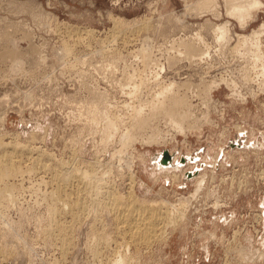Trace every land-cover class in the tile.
Instances as JSON below:
<instances>
[{"label": "rangeland", "instance_id": "374dc122", "mask_svg": "<svg viewBox=\"0 0 264 264\" xmlns=\"http://www.w3.org/2000/svg\"><path fill=\"white\" fill-rule=\"evenodd\" d=\"M210 1L0 0V22L4 28L7 29L8 24L13 29L15 24L20 25L12 33L17 40V48L28 50L27 40L22 38L19 41L23 28L31 33L33 44L40 45L41 54L44 53L43 58L46 57L45 62H40L38 58L37 63L36 60L31 62L32 59L23 61L15 67L13 74L7 72L8 67L0 61V142L24 145L31 149V153L34 150V156H39L37 163L27 160L28 154H18L14 160L19 161L20 158L21 164L16 162L18 174L13 178L6 179L1 176L3 172H0V182L12 185L11 197L16 200L4 199L0 202V264H115L117 256L122 253H129V264H264V89H259L260 85L256 87L253 82L254 63L249 53L251 47L248 41L244 38L237 39V36L249 37L252 32L261 30L260 36L264 43V0H259L263 5L258 7L243 27L235 17H228L229 14L224 13L226 10L222 6V0ZM213 4L219 12L217 16L212 14L213 10L209 7ZM21 6L25 7V13L14 14ZM114 19L120 21L117 26ZM143 20L145 23L148 21L143 27L145 32L134 25L138 24L139 27V22ZM224 22H228L230 32L233 33L232 38L230 37L231 48L226 50L224 56L219 55L217 50L218 55L216 53L212 60L208 59L212 61L210 68L191 65L184 58L176 61L173 68H169L166 63L167 68L162 69L167 80L189 78L193 86H202L203 79L219 82L220 78L226 77L228 80L238 81L241 93L249 92L250 89L258 91V97L247 98V103L228 101L224 97L229 93L226 88L214 92V99L219 102L217 109L215 106L211 108L213 112L210 118L214 121V126L204 124L200 137L190 133L184 139L181 134L174 142V147L170 146L172 144L162 147L146 146L139 141L128 144L125 141L127 138L123 136V141L119 136L107 140L103 137L101 124L95 126L91 122L93 109L88 108L87 111L85 105L78 107L80 99V104L83 105L90 96L85 88L87 78L92 75L91 72H98L94 76L99 80L94 81V86L99 91L107 90L112 96L107 104L114 103L112 107L114 106L116 114H126L127 117L122 116L125 120L122 122L127 120L128 124V114L131 113L129 110L133 104L123 93L120 83L124 79V63L127 61L128 65L136 64V50L139 47L150 49L152 56L160 58L163 55L162 59L166 54L164 48L173 42L172 39L190 40L200 30V33H204V40L211 43L215 40L212 27ZM127 40L129 44L126 43ZM25 54V58H28V53ZM109 65L115 66L114 69ZM87 69L90 70L86 72ZM81 71L89 74L85 76ZM103 74L107 78L102 76L101 80L99 75ZM149 77L151 79L150 74ZM126 102L131 103L130 108L126 109L129 105ZM136 103L137 100L134 101ZM97 104L96 108L102 110L106 101L102 100ZM196 108L195 113H199L198 117H201L204 105ZM163 119L160 117L159 122L155 120L152 128L137 131L139 139L149 133L170 136L171 132L167 133L172 129L169 126L170 120ZM236 124L245 128L243 134L246 140L243 138L244 145L230 147L227 140L236 137H233V126ZM223 130L229 134L225 140L219 137ZM121 131L125 129L121 127L120 136ZM250 141H253L252 146L255 147L245 146ZM121 147L125 148L123 154L117 153V149ZM133 147L137 150L134 153ZM163 148H171L178 154L196 153L199 157L198 166L200 163L205 166L190 180H186L184 175L196 166L195 163L186 164L178 170V175L183 174L176 182L159 172H156L158 175L155 178L150 175L155 165L149 159ZM138 152L146 153V162L142 163L137 159ZM130 156L133 161H126ZM214 158L219 159L214 162ZM215 163L216 167L212 165ZM40 164L48 165L44 169ZM82 172L96 180L98 193L91 191L84 194V185L80 180L76 181ZM201 173L206 178L203 186L205 194L189 204L190 218H187V212L175 227L160 222L159 226L156 225V232L163 228V238L159 237L156 241L153 239L154 242L151 241L149 246H129L128 237L117 231V223L107 209L108 206H105V202L111 201L112 197L128 195L131 183L129 177L133 179L131 192L134 197L127 200L133 205L153 202L149 205L150 208L151 205L160 206L163 211L169 203L177 202L181 195L190 196L194 181ZM209 176L216 178L211 179ZM54 178L55 182L52 181ZM61 178H68L72 183L67 185L65 191L52 196L49 191L55 190L57 184L62 186L57 180ZM212 190L214 194L211 196ZM67 192L71 194L72 200L80 195L72 204L83 201V208L78 203L81 210H66L61 201L64 199L63 194ZM134 199L137 202L133 203ZM214 200L221 204L220 208L218 206L213 209L211 204L215 203ZM154 201L167 203L156 205ZM50 206H53V210H50ZM55 223L70 226V232L58 234L53 225ZM105 238L106 243L101 242ZM61 241L66 243L63 250L59 245Z\"/></svg>", "mask_w": 264, "mask_h": 264}, {"label": "bare ground", "instance_id": "6f19581e", "mask_svg": "<svg viewBox=\"0 0 264 264\" xmlns=\"http://www.w3.org/2000/svg\"><path fill=\"white\" fill-rule=\"evenodd\" d=\"M222 1H223L222 6L223 7L225 6V10H226L224 13L229 14V16L227 15L228 17H230V16L235 17L236 20H238L237 22L240 24L241 27H243L244 24L249 19L252 18V15H254V12L256 10H258V7L262 4L261 2H259V0H222ZM207 7H208V5H207ZM209 7L211 8V10H213L212 14L214 16L215 15L217 16L219 14L218 10L215 9L216 6H214V4H213V6L209 5ZM210 8L208 9L209 11H210ZM5 10H7V9H4V11ZM208 10H207V12H208ZM25 11H26L25 7L21 6V7L17 8L16 12H13V13L16 15H19L20 13H22V14H23V12L25 13ZM13 13H11V14H13ZM108 15H110V14H108ZM113 21H114V24L116 26L120 22L119 19H114ZM148 21H149V19H148ZM148 21L146 20L147 23H148ZM147 23H145V20H143L142 22H139V24H140L139 27L137 26L138 24H134V25H136V27L139 29L142 28V30L145 32L143 27ZM224 23H222L221 25H214V27H212L213 29L211 32H213V34H214L213 36H214L215 40H213L211 43H207V40H204V38H203L204 33L203 34L200 33L201 32L200 30H198L199 32L195 31L196 33H198L197 36L195 35V38H190V40H188L189 39L188 38V39H186L187 41L183 40L181 38L180 39L178 38L179 40H176V39L173 40L172 39L173 42H170L168 44V46L165 47L166 50L164 48V51H166V54L164 55V57L162 59H161V57L163 55L160 56V58L157 56H156L157 58L152 56L153 52H151L150 49H145V48H140V47H139V49L136 48L137 49L135 52V57L137 58V59L135 58L136 64L128 65L127 61H126V63H124L125 64V68L123 71V73H124L123 78L124 79L120 83L121 84L120 86H122V89H124L123 93H125V95L130 98L129 101L132 100L131 103L133 104V105H131V103L126 102L127 104L129 103V105H128V107H126V109L131 107L129 110L131 113L128 114L129 115L128 116V119H129L128 124H126L127 120L125 123L122 122L124 120L122 116H124V115L126 116V114L120 116L119 113L116 114V112L113 111L114 106L112 107V104H114V103L111 104L110 98L112 96H110L109 93L106 92L107 90L103 89L102 91H99L97 89V87L94 86V85H96V83L94 81L97 82L99 80V79L97 80V78H95V76H94L95 74H98V72L94 74L93 72L89 71V72H91L92 75H89V77L87 78V80H86L87 83L85 85V88H86V92L88 91V94H90V96L89 97L86 96V97H88L87 98L88 100L85 101V99H84L85 102H83V105H82V103L80 104V101H81V99H80V101L78 103L79 104L78 107H80V105H81V107H84V105H85L87 108V111H88V108L93 109V112L90 115L91 116V118H90L91 122H93L95 126L101 124L103 137H104V139H107V140L110 137L117 138L118 136L119 137L123 136L124 138H127V139L125 140L122 137V140L121 139L120 140L121 141L125 140L126 142H128V144L135 142V141L136 142L139 141L141 144H145L146 146L147 145H150V146L156 145L158 147H162V146H167V144L168 145L172 144L170 146L174 147L175 146L174 142L177 140V137L181 134L184 136V139L186 137H188L190 135V133L197 134L200 137L201 133H203L204 124H208L210 127L214 126V124H213L214 121L210 118V114H212V112H213L211 108L213 106H215V109H217V103H219L214 99V92H216L218 89L220 90L221 88L222 89L226 88V90H228L230 94L228 93L224 97L228 98V101H230V102L235 101L237 103L241 102V101L243 103V101H246V103H247V98L251 97L254 99V98L258 97V95H257L258 91L250 89L249 92L241 93L239 91V89L241 87L237 83L238 81L236 82V79L235 80H233V79L228 80V79H226V77L220 78L221 81H219V82L218 81L216 82L215 80L214 81H207V80L204 81V79H203V81H202L203 85L202 86H200L199 84L198 85L196 84L193 86V82L189 78L188 79H182V80L180 79L179 81H176L174 78L171 80L170 79L167 80L168 77L166 74L162 73V69L167 68L166 63H168L169 68H171V67L173 68L174 63H176V61H182V60H184V58L187 59V62H189L191 65H193V64L194 65L195 64L200 65V66L205 65V66H207V69L210 68L212 61H210L208 59L212 60V57H214L216 55V53L218 55V52H219V55L224 56L225 53L227 52L226 50H229L231 48L230 39L232 38L231 35L233 33L230 32V29L228 27L229 24H227L228 22H224ZM130 26H132V25H130ZM147 26H149V25H147ZM5 27H6V25H5ZM18 27H20V25L15 24L14 29L15 28L17 29ZM260 28H262V27H260ZM10 29H13V28L9 24H8V28L6 29V28H4L3 24H1V22H0V61L3 62L5 67H8L7 72L13 74V71H15V67L17 65L23 63V61L28 62V61H30L29 59H32L31 62H34L36 60L35 61L36 63H37V58H38V60L40 59V62H43V60L45 62L46 57L43 58L44 53L41 54L42 49H41V47H39L40 45L37 46L36 44H33L31 33H28L23 28H21L22 31L20 33L22 36L20 35L21 38L19 37V41L22 38L27 40L28 50L26 49L27 50L26 51V50H21L20 48H17V46H16V45H18V44H16L17 40L12 35L13 31H15V30L13 29L11 32H9ZM208 30H209V28H208ZM260 33H262L261 30L259 32L254 31V32H252V34L249 37L237 36V39L239 40V38H244V40L246 39L245 41H248V43L251 47V50L249 53L251 55V60H253V63H254V66L252 68V70H253L252 74L254 75L253 76V82H255L256 87H258V85H260L259 89H264V43L261 40L262 36H260ZM32 34H33V32H32ZM116 38H117V36H116ZM116 38H114V39H116ZM125 39H126V36H125ZM127 39H128V37H127ZM129 41H131V40H129ZM124 42L125 41H123V44L126 45L128 40L126 41V43H124ZM127 44H129V42ZM156 46H157V44H156ZM144 47H147V45ZM217 47H218V49H217ZM42 48H43V46H42ZM217 50H218V52H217ZM154 51H155V49H154ZM25 53H28V55H27L28 58H25V56H24V55H26ZM170 60H172V61H170ZM81 62H82V60H81ZM82 64L84 65L83 62H82ZM115 65H117V63ZM187 65H189V64H187ZM111 66H113V65H111ZM114 67L115 66H113L111 69H114ZM59 68L61 69V67H59ZM116 68H118V67H116ZM225 68H226V65H225ZM231 68H233V67H231ZM91 69H93V68H91ZM107 69H108V67H107ZM29 70H31V69H29ZM88 70H90V69H87L86 72ZM95 70L96 69L94 68V72H95ZM147 70H149V71H147ZM101 71H100V73H103ZM103 71H105V67H104ZM64 72H66V71H64ZM84 72L85 71H81L82 74H85ZM205 72H203V73H205ZM231 72H232V70L230 71V73ZM76 73H77V71H76ZM33 74H34V72H33ZM87 74H89V73H86L85 76H87ZM149 74L151 75V79L149 77ZM9 75H8V77H9ZM105 75L104 74L99 75V77L101 76L100 77L101 80H103L102 76H105ZM110 75H112V74H110ZM44 76H47V75H44ZM228 76H229V74H228ZM105 77L107 78V76H105ZM231 77H232V75H231ZM220 79H218V80H220ZM229 79H231V78H229ZM0 80H1V78H0ZM43 80L45 81L44 78H43ZM150 81L152 82V84H150L151 83ZM166 81H168V82H166ZM257 81H258V83H257ZM220 84H222V85H220ZM152 86H153V88H151ZM156 87H158V88L155 89ZM125 88H126V90H125ZM48 90L50 91L49 88H48ZM151 90H153V91H151ZM57 92H58V90H57ZM263 93H264V91H263ZM102 100L106 101V104L102 107V110H100V109H98L99 107L96 108V106L98 105L97 103L102 102ZM107 100H110L109 104H107V102H108ZM135 100H137L136 104H134ZM97 101H99V102H97ZM195 102H197L196 105L194 104ZM250 102H252V101H250ZM198 105L199 106L204 105V109H202V111H201V117H198L199 113L198 114L195 113L196 112L195 108ZM222 105H224V104H222ZM233 105H234V103H233ZM260 105H261V103H260ZM242 106L244 107L245 104ZM246 106H247V104H246ZM97 110H100V111H97ZM124 113H125V111H124ZM220 114H221V112H220ZM160 117L164 118L165 120H170L169 126L172 127V129L167 131V133L171 132L170 136L167 134L158 135V134H154V133H149L147 136H145L143 138L140 137L141 139H139V136H137L139 132L137 134H136V132L137 131L141 132V130H146V128H152L154 125L153 122H155V120L158 121V119H160ZM218 117H220V116H218ZM166 123H169V121ZM81 126H83V124ZM85 126H87V125H85ZM95 126H94V129H96ZM89 127H91V126H89ZM121 127L123 129H125L126 132L123 131V132H125V133H123L121 131V136H120ZM97 128H99V127H97ZM166 128H167V126H166ZM244 129L245 128H242V126H240L239 124L237 126H233V131L235 133L233 135V137H235V136L236 137L234 139L230 138L227 140V143H229L230 147L244 145L243 141L246 140V136H244V134H243ZM172 130L174 133H172ZM96 131H97V129H96ZM156 131H158V130H156ZM142 132H144V131H142ZM153 132H154V129H153ZM141 134H140V136H141ZM228 136H229V134L226 133V130H223L219 134V137L221 140L227 139ZM243 138L245 140H243ZM233 141H236V142H233ZM238 142H240V144ZM247 145L249 147H251L253 145V141H250V143L246 144L245 146H247ZM184 146H186V145H184ZM252 147H255V146H252ZM132 149L134 150L133 153L137 151V150H135L134 147ZM168 149H170V150L163 148V149H161V152L157 151V153L150 156V159H149L150 162L153 165H155V167H153L154 171L152 173H150L151 176L156 178V176L158 175V173H156V172H159L165 176H168V178H170L171 180L176 182L179 179V177L181 178V176L183 174L182 173L181 175L180 174L178 175L176 172L178 170H181L183 168V166H185L186 164L195 163L196 166L193 167L190 171H188L184 175V178L186 180H190L191 178L194 177L195 174H197L199 172L200 169L203 168V166H205V164H203V163H200V165L198 166L199 157L196 153H194V155L178 154L177 151L172 150L171 148H168ZM117 150H118L117 153L122 152V154H123V151H125V148L121 147ZM186 150H187V148H186ZM256 152H254V153H256ZM0 153H3V155H0V169H1L0 172H3V174H1V176L2 177L5 176L6 179H8L10 177L13 178L18 174V170H17L18 164L16 163L18 160H16V159L14 160V158H16L18 154H19V156H21V154L22 155L28 154L29 157H27V160H30V161H34V162L38 163V160H39L38 155L37 156L33 155V154H35L34 150H33V153H31V149L25 148L24 145H21L18 143L15 144L12 142H6V143L3 141L0 142ZM137 154H139V155H137L138 156L137 159L140 160V162H142V163L146 162L145 161L146 160L145 159L146 153H139L138 152ZM115 155H117V154H115ZM124 155H125V152H124ZM124 155L122 157H124ZM123 159L124 158H122V160ZM128 159H130V160H128ZM218 159H215L214 162H217ZM127 160L129 162L133 161L131 156L129 158H127L126 161ZM120 161H121V159H120ZM18 162L21 164L20 158H19ZM47 165L48 164H43V166H44L43 167L42 164H40V166L44 169H45V167L47 168ZM212 165L214 167H216V163L212 164ZM210 172L213 173V171H210ZM200 176L205 177L204 174H202V173ZM129 178L131 180V183H129L130 186L128 187V192H127L128 195L126 197H122V196L112 197V198H110L111 201L105 202V206H108L107 209L110 210V212L113 216L114 222L117 223V231L120 232V234L123 233V235L125 237H128L129 242H127V243H129V246H133V248H136V246L138 244H144L145 246H149L153 239H154V241H156L159 237L163 238L164 237L163 235L165 233V232H163L164 229L160 228L161 229V230L159 229L160 234H158L159 231L156 232V227H157L156 225L160 224V222H161V223H164L165 225L169 224V227L170 226L175 227L178 224V220L183 218L187 214V212H188L187 218L189 217V204L192 201H194L196 198H198V196H199V192L195 191L194 186H193V189H192V192L190 193L191 194L190 196H187V195H186L187 197L184 195H182L180 197L178 196L179 198H177V200H176L177 202L172 203V204L169 203V205L167 207H165L166 210H163V211L161 210L162 207H160V206L155 207L154 205H151V208H150L149 205L153 202H149V203L147 202V205L145 204V202H139L138 205H135V204L133 205L131 202H129V200H127L129 198L134 197L132 192H131V190L133 189V184H134L133 179L131 177H129ZM6 179H4V180H6ZM55 180L56 179L54 178L52 181L55 182ZM57 180L60 183H62V186L59 187V184H57V188L55 190L53 189V190L49 191L50 192L49 194H51L52 196H56L58 193L65 191L67 185L72 183L70 181V179H68V178H61V179H57ZM78 180H80V182H82V185H84L83 187H85V189H84L82 186H80L84 189L83 190L84 194L89 193L91 191L94 193H98L99 188H96V180L93 179L92 176L89 177V174L82 172L80 175H78V178L76 179V181H78ZM62 181H64V182H62ZM195 183H196V179L194 181V184ZM11 187H12V185L7 183V182H4V181L0 182V202L4 201V199H9L10 201L16 202V200L13 197H11V190H10ZM212 192H213V190H212ZM63 196H64V199L61 202L64 204V207H66V210L68 209L69 211H76L78 209V211H79V210H81V209H79L80 207L81 208L84 207L83 201L78 202L80 207H78L79 206L78 203L73 202L74 205L72 204V201L76 200L80 195L79 196L77 195L78 197L74 198L73 200L71 198V194L68 192L64 193ZM134 202H137V201L134 199L133 203ZM158 202L159 203L155 202L156 205L167 203L165 201H163V202L158 201ZM214 202H215V200H214ZM211 205L213 206V209H217L218 206H219V208L221 207V204L218 201H216L214 204H211ZM105 206H104V208H105ZM50 210H53V206H50ZM53 225L55 226V230H57L58 234L60 232H62V234L66 233V232L67 233L70 232V230H69L71 228L70 226L61 225L59 223H55ZM162 226H163V224H162ZM157 230H158V228H157ZM106 241H107V238H105V240H102L101 242L106 243ZM154 241H152V242H154ZM64 243L65 242L61 241V243L59 244L61 246L62 250L64 249ZM128 254L126 253V255H123V253H122L121 255L117 256L115 264H129L130 255H128Z\"/></svg>", "mask_w": 264, "mask_h": 264}, {"label": "crops", "instance_id": "0c3cea01", "mask_svg": "<svg viewBox=\"0 0 264 264\" xmlns=\"http://www.w3.org/2000/svg\"><path fill=\"white\" fill-rule=\"evenodd\" d=\"M238 124H236V125H234V126H237ZM211 173V172H210ZM209 178H211V179H215L214 177H212V176H209ZM205 179V180H204ZM206 181V178L205 177H203V176H199V178L196 180V183L193 185L194 186V190L195 191H198L199 192V196L198 197H200V196H202L203 194H205L204 193V191H203V186H204V184L206 183L205 182ZM193 190V191H194ZM214 194V192H212L210 195L212 196ZM182 196V195H181ZM187 197V196H186ZM176 203V202H175Z\"/></svg>", "mask_w": 264, "mask_h": 264}]
</instances>
